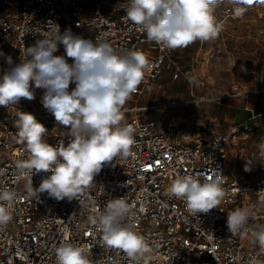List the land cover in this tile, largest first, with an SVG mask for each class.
I'll return each instance as SVG.
<instances>
[{
    "label": "built area",
    "instance_id": "obj_1",
    "mask_svg": "<svg viewBox=\"0 0 264 264\" xmlns=\"http://www.w3.org/2000/svg\"><path fill=\"white\" fill-rule=\"evenodd\" d=\"M124 3L125 0H0V52L10 55L14 63H19L26 47L43 36L45 25L52 21L59 25L61 33L70 29L84 39L106 41L120 53L141 51L150 64L146 82L123 107L122 126L134 129L135 143L129 155L106 162L94 175L93 184L82 187L72 200L57 201L47 192L30 197L27 178L17 179L18 164L29 158L17 135L18 111L33 114L45 126L44 140L49 144L58 146L62 140L67 146L72 139L69 129L58 125L42 106L44 90L30 82L35 99L21 98L18 104L0 106V189L17 194L12 220L0 229V264H56L55 250L65 242L86 245L93 264H249L254 257L264 261V252L253 236L258 226L264 225V154L260 148L261 162L255 179L227 169L226 164L233 144L248 138L252 126L238 123L222 132L209 123L202 127L186 123L179 110L191 103L188 98L139 101L165 70L180 69V65L176 50L162 49L149 41L146 33L126 18ZM235 7L229 0L215 6L214 15L222 29L227 20L236 18ZM54 55H64L68 63L73 62L66 57L62 44ZM7 67L4 56H0V70ZM74 87L71 83L69 90ZM254 92L264 93V85L258 90L229 94H241L247 99ZM191 95L195 101L218 98ZM240 152L241 147L235 155ZM216 173L221 175L225 196L208 213L194 216L183 200L165 194L177 175H198L203 183ZM50 174L34 172L33 187L38 188ZM122 197L132 206L133 216L121 223L132 224L149 247L138 261L106 247L101 232L89 219L103 212L110 200ZM236 208L247 211L249 219L239 233L232 234L227 228V215Z\"/></svg>",
    "mask_w": 264,
    "mask_h": 264
},
{
    "label": "clouds",
    "instance_id": "obj_2",
    "mask_svg": "<svg viewBox=\"0 0 264 264\" xmlns=\"http://www.w3.org/2000/svg\"><path fill=\"white\" fill-rule=\"evenodd\" d=\"M222 0H125L122 9L126 18L146 33L149 41L162 49L186 48L196 41L218 38L222 25L214 8ZM254 0H232L234 17L241 18ZM44 35L26 47L23 58L14 63L4 56L7 68L0 70V106L18 104L21 98L35 99L30 82L43 89L41 103L58 125L69 129L72 137L65 146L61 140L53 146L44 140L45 126L28 112L18 111L16 128L19 141L25 145L29 158L18 164L17 179L27 178L30 197L47 192L57 201L72 200L82 187L93 184L106 162L126 158L135 143L134 129L123 125V107L138 87L145 83L150 67L141 51L123 53L108 42L87 40L70 29L60 32L59 25L49 21ZM39 36V33H32ZM62 44L64 55H54ZM71 83L75 84L69 90ZM264 154V143L260 145ZM245 171H250L249 163ZM35 173H51L38 188L33 187ZM221 175L208 176L201 183L198 175H177L165 194L185 202L192 215L208 213L217 208L225 196ZM17 198L13 190L0 189V229L12 220V205ZM133 216L132 206L125 197L110 200L104 211L90 217L91 224L102 234L103 244L138 261L149 251L145 238L122 224ZM249 219L247 211L236 208L227 215V228L237 234ZM254 243L264 252V225L253 232ZM56 264H93L86 245L61 243L55 250ZM249 264H264L252 258Z\"/></svg>",
    "mask_w": 264,
    "mask_h": 264
},
{
    "label": "crops",
    "instance_id": "obj_3",
    "mask_svg": "<svg viewBox=\"0 0 264 264\" xmlns=\"http://www.w3.org/2000/svg\"><path fill=\"white\" fill-rule=\"evenodd\" d=\"M253 22H231L226 31H221L218 38L197 42V51L192 55V66L194 73L187 75L189 82L193 86L192 77L195 74L194 64L197 55H228L234 62L241 61V65L249 72V85L237 91L253 89L258 90V82L264 85V43L260 41L258 33H252ZM255 29V27H254ZM261 32V30H260ZM263 46L259 47L258 44ZM192 46V45H190ZM179 61V54L176 49ZM201 52V54H200ZM203 84L205 82L201 81ZM244 82V81H243ZM237 82L233 87H237ZM244 86V85H243ZM217 87H201V92H196L194 87L189 90V94H208L218 96V98L208 101H195L190 95L183 92L177 93L184 98L191 99V103L179 111L186 110L189 119L197 123V127L203 124H210L216 130L228 132L238 123L252 126L250 136L241 141V152L235 155L234 148L231 147L229 157L226 161L227 169L238 170L244 173L249 179L257 178L261 157L259 153L260 145L264 143V96L254 92L249 98H244L241 94L230 95L228 91H217ZM192 96V95H191ZM177 97V96H176ZM179 97V96H178ZM184 109V110H183ZM186 118V117H185ZM196 125V124H195ZM249 163L250 171H245V164Z\"/></svg>",
    "mask_w": 264,
    "mask_h": 264
},
{
    "label": "rangeland",
    "instance_id": "obj_4",
    "mask_svg": "<svg viewBox=\"0 0 264 264\" xmlns=\"http://www.w3.org/2000/svg\"><path fill=\"white\" fill-rule=\"evenodd\" d=\"M229 1L232 2V0ZM238 21L253 22L255 29L253 27L251 32L253 34L258 33L260 41L264 43V0H254L253 4L248 6V10L243 17L227 20L222 30H228L231 22L235 23ZM197 42L198 41L192 43V46L189 45L186 48L177 49L180 69L165 70L158 79L148 86L146 92L139 97V101L147 102L170 96L182 97L180 94H177L180 92L190 95L189 90L192 87H194L197 93L201 92V87L207 88L209 86L217 87V91L232 92V90H239L246 87L249 80L252 81L249 77H246L249 76V72H246L247 69L241 65V61L236 60L232 62L228 55H214L210 57L208 55H197L196 61L193 63L196 75L192 77V86L187 75L190 76L194 73L191 60L192 54L197 51V46L199 45H197ZM258 46L261 47L263 45L259 43ZM201 81L205 83L203 84ZM236 82L238 84L237 87H233ZM261 86V83L258 82V89H260ZM259 95L264 96V93L260 92ZM191 97L190 95V98ZM185 112L179 111L184 118L186 117V123L192 125L196 124L195 126H197V123L190 120ZM241 141L242 140H238L235 142L232 148L236 150L241 147Z\"/></svg>",
    "mask_w": 264,
    "mask_h": 264
}]
</instances>
